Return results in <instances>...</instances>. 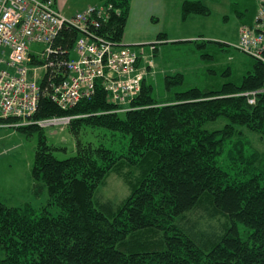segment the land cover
<instances>
[{"label":"trees","instance_id":"trees-1","mask_svg":"<svg viewBox=\"0 0 264 264\" xmlns=\"http://www.w3.org/2000/svg\"><path fill=\"white\" fill-rule=\"evenodd\" d=\"M101 2L119 9L111 11L105 31L122 42L130 0ZM181 5L184 17L209 14L201 0H182ZM62 36L70 47L76 33L64 29ZM162 39L165 34L156 40ZM199 40L188 41L197 47L215 41ZM248 57L239 82L226 81L214 89L176 90L185 77L176 72L165 76L167 93L158 97L145 78L124 111L117 110L99 83L90 98L69 109L42 96L34 118L73 116L69 125L76 148L59 159L44 128L15 127L28 137L37 135L33 192L38 196L46 187L48 205L58 212L0 200V264H264V169L256 170L260 155L246 153L242 141V128L264 136V91L256 93L254 103L241 94L264 87V63ZM219 119L225 120L222 127H205ZM83 126L117 132L126 142L116 149L82 140L78 133ZM220 157L229 168L243 165L251 175L236 178L240 170L230 173ZM124 164L130 168L129 196L116 207L109 201L97 204V186ZM196 210L222 220L203 229L198 218H189ZM238 224L246 228L244 237Z\"/></svg>","mask_w":264,"mask_h":264},{"label":"rangeland","instance_id":"rangeland-1","mask_svg":"<svg viewBox=\"0 0 264 264\" xmlns=\"http://www.w3.org/2000/svg\"><path fill=\"white\" fill-rule=\"evenodd\" d=\"M59 1L62 5L58 4V7L65 15H70L89 4L101 2V0ZM201 1L209 9L208 15L189 13L184 17L182 0H130V10L122 42L131 45L136 50L142 49L145 60H150V64H147L145 69L144 79L153 83L154 94L158 97L167 93L164 78L171 73L183 72L185 76L183 84L176 90H185L192 86L214 89L226 81L239 82L248 70L249 57L235 46L238 42L239 23L237 22V11L230 10V8L228 10L230 0ZM244 1L254 8L253 0ZM159 34H165L167 38L186 36L191 38L189 40L212 39L225 44L220 45L214 41L206 47H197L195 42L185 39L175 42L162 41L161 44L159 40H156ZM154 42L156 43L153 44ZM224 124L225 120L219 119L207 123L205 127L216 129ZM242 130L244 132L242 141L246 153L256 150L260 155L255 163L256 170H263L264 136L246 128ZM44 131L48 143L56 148L53 152L57 158L62 159L74 154L77 137L73 134L69 124L63 127L44 128ZM78 136L82 140H89L96 144L104 143L116 149L122 146L124 141L126 142V139L116 137L117 132L116 135H112V131L102 127L83 126L79 129ZM37 138L36 134L28 137L15 127L0 128V200L8 206L30 203L37 211L45 206L52 214H56L58 208L48 205L46 187L38 196L33 192L35 181L31 175V166ZM112 138L115 140L112 141ZM220 158V164L230 173L233 174L240 170L236 178H246L251 175L243 171V165H230L231 168H229L228 163L222 157ZM129 170L128 165L124 164L117 170L109 171L95 190L94 199L97 204L109 201L116 207L126 200L132 190L127 178ZM135 175L136 172L133 171V176ZM189 218L193 220L198 218L203 229L222 220L220 217L210 219L204 211L197 210L190 213ZM238 229L244 237L246 228L238 224ZM3 257L4 251L0 249V259Z\"/></svg>","mask_w":264,"mask_h":264},{"label":"built area","instance_id":"built-area-1","mask_svg":"<svg viewBox=\"0 0 264 264\" xmlns=\"http://www.w3.org/2000/svg\"><path fill=\"white\" fill-rule=\"evenodd\" d=\"M112 4H89L65 15L56 0H0V128L37 124L63 127L73 116L36 119L40 98L48 96L69 109L90 98L97 83L107 91L118 111L140 92L145 69L142 51L111 39L105 31ZM64 29L74 30L72 45L64 44ZM264 63V0H256L251 24H241L235 45ZM264 87L241 94L254 103Z\"/></svg>","mask_w":264,"mask_h":264},{"label":"crops","instance_id":"crops-1","mask_svg":"<svg viewBox=\"0 0 264 264\" xmlns=\"http://www.w3.org/2000/svg\"><path fill=\"white\" fill-rule=\"evenodd\" d=\"M232 0H230V5L228 7V10L230 8V10H234V11H237V22L239 23L238 24V30H239V27L241 24H251L253 22V18H254V13L256 11V0H253L254 1V8L248 6L244 0H233V2L231 3ZM59 2V3H58ZM56 4H57V8L58 7V4L59 6H61L62 4L60 3L59 0H56ZM234 7V9H233ZM236 9V10H235ZM251 9V10H250ZM244 11V12H243ZM250 11V12H249ZM192 37V36H191ZM183 38V39H182ZM182 38H176V37H169L166 39H162V40H159L160 43L162 44L163 42H175V41H183L184 39L185 40H189L191 38H188L186 36L182 37ZM238 38H239V31H238ZM194 39V38H193ZM209 40H212V39H209ZM163 41V42H162ZM165 44V43H164ZM247 60V59H246ZM249 60V59H248ZM247 60V62H248ZM249 65V63H247Z\"/></svg>","mask_w":264,"mask_h":264}]
</instances>
